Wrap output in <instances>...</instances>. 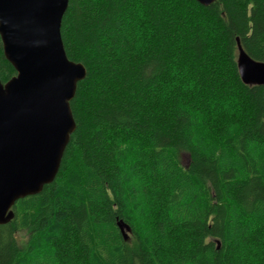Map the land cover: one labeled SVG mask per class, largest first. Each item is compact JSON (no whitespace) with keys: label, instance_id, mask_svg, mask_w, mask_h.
I'll return each instance as SVG.
<instances>
[{"label":"trees","instance_id":"trees-1","mask_svg":"<svg viewBox=\"0 0 264 264\" xmlns=\"http://www.w3.org/2000/svg\"><path fill=\"white\" fill-rule=\"evenodd\" d=\"M60 34L75 129L0 264H264V85L236 63L264 62V0H68Z\"/></svg>","mask_w":264,"mask_h":264},{"label":"water","instance_id":"water-1","mask_svg":"<svg viewBox=\"0 0 264 264\" xmlns=\"http://www.w3.org/2000/svg\"><path fill=\"white\" fill-rule=\"evenodd\" d=\"M208 6L215 0H195ZM68 0H0V40L15 74L0 81V224L12 206L51 183L75 129L70 101L86 75L66 56L60 25ZM237 70L246 85H264V62L237 39ZM116 225L124 239L130 226Z\"/></svg>","mask_w":264,"mask_h":264},{"label":"rangeland","instance_id":"rangeland-1","mask_svg":"<svg viewBox=\"0 0 264 264\" xmlns=\"http://www.w3.org/2000/svg\"><path fill=\"white\" fill-rule=\"evenodd\" d=\"M188 154L185 152L180 153V161L182 164H186L188 162Z\"/></svg>","mask_w":264,"mask_h":264}]
</instances>
